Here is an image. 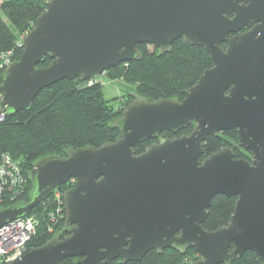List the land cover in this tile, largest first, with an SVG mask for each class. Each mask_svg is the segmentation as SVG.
Segmentation results:
<instances>
[{
    "label": "water",
    "instance_id": "95a60500",
    "mask_svg": "<svg viewBox=\"0 0 264 264\" xmlns=\"http://www.w3.org/2000/svg\"><path fill=\"white\" fill-rule=\"evenodd\" d=\"M35 22L0 77L6 117L29 111L59 81L87 82L138 62L137 45L163 56L182 39L212 66L182 100L127 104L110 126L114 143L35 162L29 201L0 208V227L73 181L62 193L65 235L9 264H138L152 250H194L201 258L189 264H230L246 252L264 262V0H51ZM47 55L49 66L39 67ZM191 124L188 135L159 136ZM233 130L249 160L223 148L200 161L208 137ZM147 140L157 141L135 154ZM216 195L237 198L235 210L227 226L206 231Z\"/></svg>",
    "mask_w": 264,
    "mask_h": 264
},
{
    "label": "trees",
    "instance_id": "16d2710c",
    "mask_svg": "<svg viewBox=\"0 0 264 264\" xmlns=\"http://www.w3.org/2000/svg\"><path fill=\"white\" fill-rule=\"evenodd\" d=\"M51 0H2L0 3V54L13 51L14 60L20 58L22 49L19 38L25 36L35 26L36 18L45 11ZM19 41V42H18ZM222 46V45H221ZM141 54L138 62L121 63L105 72L111 81H121L133 89L136 97L114 107L106 101L103 86L94 77L87 82L62 80L39 92L30 110L5 117L0 123V158L9 155L17 164L24 177L22 192L16 197L4 192L0 197V208L24 204L29 201L32 185L29 172L35 162L41 158L64 156L67 150L82 147H100L104 143H114L119 132L111 124L120 118L123 108L134 99H146L155 102L159 99L182 100L188 88L198 82L204 71L212 66L210 57L200 47L184 45L182 39L170 46V52L160 56L158 49L146 44L137 45ZM51 59L47 55L39 67L49 66ZM4 70H0V77ZM1 84V78H0ZM189 128L172 135L169 132L159 134L164 139L177 138L190 134ZM157 140H147L134 147L135 154H140ZM223 148H233L236 159L249 160L250 154L238 148L237 133L223 131L217 136L208 137L203 142L200 161ZM73 181H67L59 190L40 202L29 216L36 218V232L26 245V251L42 247L43 244L57 237L62 239L64 231V206L62 193L72 187ZM60 195V199L56 197ZM13 195V196H12ZM237 202L235 197L216 195L208 209L202 229L215 231L227 226L234 213ZM233 246L230 247L232 249ZM194 250H187L185 255L176 251L164 250L158 254L148 252L138 264H189L200 259ZM72 259H65L62 264H71ZM109 264H122L112 261ZM135 264V263H130ZM230 264H264L253 252H246L236 257Z\"/></svg>",
    "mask_w": 264,
    "mask_h": 264
},
{
    "label": "built area",
    "instance_id": "2783aa9c",
    "mask_svg": "<svg viewBox=\"0 0 264 264\" xmlns=\"http://www.w3.org/2000/svg\"><path fill=\"white\" fill-rule=\"evenodd\" d=\"M13 56V51L0 54V70L6 69L12 63ZM5 117L0 90V123ZM24 182V177L20 174L17 164L9 155H2L0 158V197L4 192L13 193L16 197L19 192H22ZM56 197L60 199V195L56 194ZM35 227L36 218L33 216L19 218V220L0 227V264H9L10 261L27 252L26 245L35 234Z\"/></svg>",
    "mask_w": 264,
    "mask_h": 264
},
{
    "label": "rangeland",
    "instance_id": "374dc122",
    "mask_svg": "<svg viewBox=\"0 0 264 264\" xmlns=\"http://www.w3.org/2000/svg\"><path fill=\"white\" fill-rule=\"evenodd\" d=\"M1 1L2 0H0V3ZM23 38L24 36L19 38V41H22ZM13 61H15L14 56ZM95 80L96 82L98 81L100 84H102L103 95H105L106 101H109V103L114 107L117 105L122 106L123 102L129 101L136 97V94H134V91L131 87L126 86L125 83L121 81H110L105 73L97 77Z\"/></svg>",
    "mask_w": 264,
    "mask_h": 264
},
{
    "label": "flooded vegetation",
    "instance_id": "af4514ba",
    "mask_svg": "<svg viewBox=\"0 0 264 264\" xmlns=\"http://www.w3.org/2000/svg\"><path fill=\"white\" fill-rule=\"evenodd\" d=\"M248 31V28H243L242 30H240V32L239 33H237V35H240L241 33H245V32H247ZM232 36H234V35H230V37H232ZM222 45V48H226V45L225 44H221ZM220 45V46H221ZM57 192V191H56ZM55 193V192H54ZM62 197H63V195H62ZM63 202V201H62ZM28 252V251H27Z\"/></svg>",
    "mask_w": 264,
    "mask_h": 264
}]
</instances>
